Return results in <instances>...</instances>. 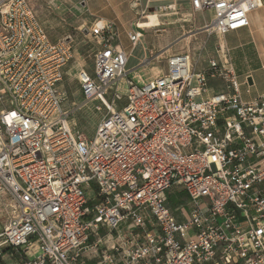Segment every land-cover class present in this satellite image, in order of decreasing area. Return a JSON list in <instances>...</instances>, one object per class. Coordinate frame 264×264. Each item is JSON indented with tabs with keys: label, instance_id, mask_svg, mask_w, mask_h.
<instances>
[{
	"label": "built area",
	"instance_id": "obj_1",
	"mask_svg": "<svg viewBox=\"0 0 264 264\" xmlns=\"http://www.w3.org/2000/svg\"><path fill=\"white\" fill-rule=\"evenodd\" d=\"M190 1L195 14L212 13L204 30L218 38L248 28L263 6ZM168 10L177 6L159 7ZM137 29L133 48L145 30ZM89 34L102 49L94 77L81 69L77 79L85 101L105 110L90 140L63 109L73 39L52 42L28 0H0V185L15 200L0 264L7 255L17 264H86L102 231L111 241L103 264H264V95L243 100L221 45L203 71L174 54L165 73L140 84L113 44V22ZM210 80L225 92L210 94ZM173 187L189 200L183 221L170 207Z\"/></svg>",
	"mask_w": 264,
	"mask_h": 264
},
{
	"label": "rangeland",
	"instance_id": "obj_2",
	"mask_svg": "<svg viewBox=\"0 0 264 264\" xmlns=\"http://www.w3.org/2000/svg\"><path fill=\"white\" fill-rule=\"evenodd\" d=\"M35 10L40 22L46 29L51 41L57 42L64 38H72L74 42V59L71 64L65 69H68V75L64 77L61 84V89L67 95V101L64 103V111L70 112L69 123L76 131L83 134L88 140L93 139L97 127L105 114L103 109L101 112L96 108L99 106L98 102L87 103L82 96L79 81L77 79L78 72L85 68V70L94 77L95 75V56L102 49V45L94 36H90L89 31L95 28V22L90 20L89 14L82 9L81 0H28ZM171 0H151L150 8L141 10L136 5L135 0H119V3H125L124 13H130L134 17L132 22L134 30L141 23L145 28L146 40L148 45L153 48L156 45H168L169 48L156 53H152L153 64L149 67L148 72L153 74L149 80L159 75L165 69L167 56L173 53L180 54L187 49L186 42L179 43L180 37L185 31L189 30V26L193 23V15L186 16L179 7L177 11L168 10L166 12H159L160 6H169ZM143 6L147 5V0H141ZM167 3V4H166ZM210 12H207V17L210 19ZM156 18V22H153ZM192 22V23H191ZM102 23H98L101 27ZM200 32H206L205 30ZM209 34V33H206ZM215 37L216 35H210ZM182 41V40H180ZM126 43V41H125ZM192 46V44H190ZM185 48V49H184ZM142 43L135 48L133 56L130 58L127 69L136 64L137 58L141 55ZM168 50L170 52L166 53ZM166 53V54H165ZM165 54V55H164ZM156 69V70H155ZM144 76V75H143ZM122 94L125 95L126 89L123 81ZM120 84V85H122ZM115 88L112 89L111 94L114 93ZM4 107V106H3ZM1 108V106H0ZM90 196H94L90 194ZM185 197V198H184ZM170 207L179 218V221L185 219L184 215H189L190 207L189 200L185 195H181L177 187H173L169 191ZM15 205V200L11 193L0 185V233L8 222L11 215V206ZM181 207V212L176 209ZM195 232L190 233L194 235ZM99 236L103 238L105 244L108 240V232L102 231ZM95 241V237H91V242ZM99 247L97 254H88L85 258L86 264H103L102 255L106 251L105 245ZM10 256L5 257L7 264H16L14 260L10 261Z\"/></svg>",
	"mask_w": 264,
	"mask_h": 264
},
{
	"label": "crops",
	"instance_id": "obj_3",
	"mask_svg": "<svg viewBox=\"0 0 264 264\" xmlns=\"http://www.w3.org/2000/svg\"><path fill=\"white\" fill-rule=\"evenodd\" d=\"M262 2V8L249 15L250 25L244 30L226 34L225 36L220 37L218 41L215 37L210 36V34H206L207 32H200L203 31L205 26L213 19L212 13L210 14V19H208L206 15L207 13H201L194 15L192 21L193 23L191 22L192 24L188 27L189 30L185 31V33L181 35L180 40L182 41L179 40V43L186 42L185 47H187V49L184 48L185 52L180 54H189L193 64L199 71L205 70L208 67L209 61L216 58V50L219 45L224 47L229 53L234 70L241 84L240 91L245 102H253L257 98L264 95V0H262ZM125 3L123 2L120 4L119 0H81V7L89 14L91 17L90 20L95 22L94 27L98 25V23H102L103 25L106 22H113L116 25L119 39L113 44L120 46L129 57V60H131L130 58L133 56V51L139 44L133 48L129 40V34L139 32V30L137 29L135 31L133 29L134 26L132 22L135 20L133 15L130 13L128 14L127 12L124 13V7L122 5ZM167 3L179 7L180 10L186 14V16L193 15L190 0H171ZM150 4L148 9L150 8ZM137 7L141 10H144V8L147 9V6H143L142 3L137 5ZM142 34L143 37L139 42L142 43L141 55L137 58L136 64L130 67V69H127L129 72V78L140 84L147 82L151 77H153V74L148 72L147 69H149L154 61H151L149 65L143 66L144 62L153 58L152 53L155 50H158L156 52L158 54L169 48L168 45L164 47V45L161 44H155L154 48L156 49L151 48L147 43L145 30L142 31ZM190 44H192V46H190ZM168 52H170V50L166 53ZM174 54L176 53L171 55ZM169 56L170 54L167 58ZM69 65H67L63 70L64 77L69 73V69L65 71ZM166 71L167 65L165 66V69L159 73V75L165 73ZM140 74L144 75L143 79L139 77ZM225 90L226 88L223 82L218 80L209 81L210 94L223 93ZM179 193L186 196L184 192L179 191ZM125 230H127V225H123L121 227L122 233ZM106 244L110 246L111 241L107 242L106 240ZM17 258L19 259L18 256ZM19 261L20 260H16L14 262L17 264Z\"/></svg>",
	"mask_w": 264,
	"mask_h": 264
},
{
	"label": "bare ground",
	"instance_id": "obj_4",
	"mask_svg": "<svg viewBox=\"0 0 264 264\" xmlns=\"http://www.w3.org/2000/svg\"><path fill=\"white\" fill-rule=\"evenodd\" d=\"M157 20H156V18H153V22H156ZM139 28H144V29H147V28H145L144 26H141V23H139ZM156 70V69H155ZM139 77L141 78V79H143V75H139ZM122 84V83H121ZM122 87H123V84L121 85V89H122Z\"/></svg>",
	"mask_w": 264,
	"mask_h": 264
}]
</instances>
